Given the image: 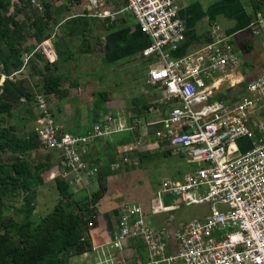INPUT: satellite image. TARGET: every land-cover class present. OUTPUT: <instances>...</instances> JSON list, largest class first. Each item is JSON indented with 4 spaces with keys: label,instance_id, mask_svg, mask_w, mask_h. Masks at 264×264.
<instances>
[{
    "label": "built area",
    "instance_id": "obj_1",
    "mask_svg": "<svg viewBox=\"0 0 264 264\" xmlns=\"http://www.w3.org/2000/svg\"><path fill=\"white\" fill-rule=\"evenodd\" d=\"M123 1V8L108 16L128 14L147 38L140 52L150 62L146 83L158 90V104L167 107L163 117L149 123L157 126L151 134L153 145L166 147L191 167L180 180L161 181L153 200L158 208L165 197L177 199L176 207L204 206L208 213L169 233L164 226H153L140 206L125 203L103 245L107 249L95 264H128L123 249L131 240L146 253L145 260L136 259L135 264H264V66L253 80L236 89L238 82L230 79L240 61L231 36L214 28L207 44L172 58L183 41L184 27L177 16L182 0ZM88 2L95 7L97 0ZM31 3L41 10L39 3ZM36 51L35 46L31 53H24L17 72L0 74V93L3 81L15 80ZM221 92L233 93L215 98ZM32 103L38 147L60 155L59 177L69 188L84 189L97 174V168L84 158L90 143L132 129L106 116L90 133L68 134L54 124L41 93H33ZM142 145L137 139L125 146L121 151L125 157L110 164V170H118L121 164L137 165L127 156L138 153L134 151ZM170 241L174 249L167 252Z\"/></svg>",
    "mask_w": 264,
    "mask_h": 264
},
{
    "label": "crops",
    "instance_id": "obj_2",
    "mask_svg": "<svg viewBox=\"0 0 264 264\" xmlns=\"http://www.w3.org/2000/svg\"><path fill=\"white\" fill-rule=\"evenodd\" d=\"M182 2L177 16L184 27L183 41L171 54L172 58L197 51L209 42L211 31L216 28L221 35L231 36L239 56L240 65L230 79L232 83L238 82L234 88L238 89L245 82L253 80L264 66V0ZM123 6V0H97L95 7L88 0H81L70 7V16L59 22V33L42 44L46 53L42 55L44 60L50 64V70L60 76L59 95L47 97L46 102L54 124L62 132L85 135L90 133L93 125L103 123L106 116L118 118L127 127H132L110 138L97 139L86 148L84 158L97 168L95 179L86 188L91 186L94 193L100 184H104L105 191L93 208L95 225L88 231L91 251L71 258L69 264H95L102 257L101 252L107 249L103 245L115 230L118 210L125 203L140 206L153 226H164L169 233L186 221L208 213L207 207L195 206V216L191 217L184 210L192 207H176V203L170 204L169 198L164 197L161 208H158L153 200L161 181L180 180L189 168L181 175L176 170L171 178H160L154 190L149 187L151 185L146 177L145 180H137L139 171L137 168L131 169V164H121L115 171L109 168L110 164L125 157L121 155L123 148L135 144L137 139L143 145L134 152L148 153L147 159L139 162L137 153L127 157L132 163L138 162L142 169L160 166L166 174L169 165L175 159H180L166 147L153 145L151 134L157 126H150L149 123L163 117L167 107L158 104V90L146 83L150 62L142 59L140 52L148 44L147 38L134 21L133 25L127 23L128 19H133L126 13H119L113 18L108 16L120 11ZM22 73L15 79H22ZM37 88L40 91V85ZM228 92H221L215 98L233 93ZM22 104L21 114V109L17 107L12 111V119L19 117L20 121V124L19 121L10 123L16 130H21L31 120L35 126L37 118L33 103ZM24 134L21 132L18 135ZM127 136L130 137L128 142L122 144L121 141ZM43 152H50L48 172L57 167L53 172H57L58 177L62 170L60 155L55 151ZM130 174L132 182L128 178ZM173 249L174 244L170 241L167 252ZM123 254L128 264H135L136 259L143 262L146 258L143 247L133 240L127 242Z\"/></svg>",
    "mask_w": 264,
    "mask_h": 264
},
{
    "label": "trees",
    "instance_id": "obj_3",
    "mask_svg": "<svg viewBox=\"0 0 264 264\" xmlns=\"http://www.w3.org/2000/svg\"><path fill=\"white\" fill-rule=\"evenodd\" d=\"M80 1L38 0L42 12L35 15L31 0H17L12 6L9 0H0V74L8 76L17 72L22 54L31 53L36 44L50 39L52 23L58 24L70 16V7ZM9 6L11 12L5 13ZM19 16L23 17L21 21L17 19ZM27 38L35 44L24 45ZM28 65L32 75L41 78L40 93L45 100L58 96L60 76L50 70L43 56L33 52ZM32 97L33 93L18 79H5L1 85L0 264H69L71 258L91 251L88 231L95 225L91 217L105 187L100 184L96 192L74 200L68 185L55 176L52 184L57 199L49 211L33 220L29 205L34 201L36 188L43 184L41 175L48 171L50 159L45 157L30 164L25 158L39 148L35 133L30 130L19 136L14 125L4 124V120L12 118L19 99L29 104ZM129 138L121 143H127ZM148 155L137 153L138 161H144Z\"/></svg>",
    "mask_w": 264,
    "mask_h": 264
},
{
    "label": "rangeland",
    "instance_id": "obj_4",
    "mask_svg": "<svg viewBox=\"0 0 264 264\" xmlns=\"http://www.w3.org/2000/svg\"><path fill=\"white\" fill-rule=\"evenodd\" d=\"M11 3V6L13 3H17V0H9ZM35 3H39L38 0H35ZM31 8L34 11L35 15H39L42 12V8L41 10H37L34 7V4H32L30 2ZM56 5H58V3L56 2ZM9 6V8L7 9V11L5 13H10L12 10V7ZM42 7V6H41ZM71 12V11H70ZM128 15V14H127ZM121 16H123V14H121ZM62 18V17H61ZM18 21H21L23 19L22 16L17 17ZM25 24L28 23V21L24 20ZM128 24H132L133 25V20L128 19L127 21ZM59 23L55 24V22L52 23V30H51V37L53 38V36L59 31L57 28H59ZM34 41L33 39L27 38L25 40V44L24 45H33ZM35 44V43H34ZM40 44V43H39ZM39 44H36V48H37V53L41 54L42 51L45 50V47H43V50H40V46ZM24 54H22L21 56V60L23 58ZM76 58V57H75ZM26 70V69H25ZM24 70V73H22L23 75L21 77H23L22 79H20L21 82H23L24 87L28 88L30 91H32L33 93H40L39 88H37L40 83H41V79L39 77H36L34 75H32V70L30 68L27 69V71ZM97 74V73H96ZM23 102L17 103L14 107H17V109H21L19 112L21 114V111H23ZM29 107V106H27ZM29 109V108H28ZM12 119V118H11ZM4 120V124H10V123H15L17 121H19V117H17L13 120ZM20 124V121H19ZM34 126V121L31 120L28 125H23V128L21 130H17L18 134H21V132L26 133V131L32 130ZM45 157H50V152H43L41 150L38 151H34L31 152L27 155V157L25 158L26 160L29 161L30 164H34L37 161L42 160ZM173 161V160H172ZM136 167H131L132 168H137V170L139 171V175L136 176L137 180L139 181L140 179L145 180V177L147 178V181L149 182V184L151 186H149L151 189H155L157 186V181L160 178H171L172 174L174 171H178L179 175H181L183 172L187 171L188 168L190 169L191 167L186 165L181 159H175V161H173V164L169 165V169L166 172V174H164V172L162 171V168L160 166H157L155 168L152 169H142L141 165L138 164L135 165ZM58 168L56 167L54 170H57ZM54 170H52L50 173L48 171L44 172L41 176L43 177V180L45 181V183H43L41 186H39L38 188H36L35 190V195H34V201L32 202L31 205L32 208L30 207V211H32L33 213V220H38L39 216H42L44 213H46L47 211H49L52 207V205L54 204V202L57 199V193L54 189V186L52 184V179L53 177H57V172H53ZM140 170H144V172L140 173ZM51 177V178H50ZM129 180L131 181V174L128 176ZM95 179V178H94ZM92 181V180H91ZM91 181L88 183V185L91 183ZM132 182V181H131ZM94 186H96V183H94ZM158 187V186H157ZM87 191V193H85V191ZM69 191L71 192V194L73 195L72 198L74 200H77V195L80 197L85 196L86 194L90 195L93 190L92 187H88L86 189H83V187H72L69 188ZM84 191V192H83ZM83 192V193H82ZM78 198V199H79ZM169 203L170 204H177L178 200L177 199H169ZM185 214L190 215L191 217L195 216L194 212L195 209L189 208L187 210H184ZM199 212H196V214ZM190 218V217H189Z\"/></svg>",
    "mask_w": 264,
    "mask_h": 264
}]
</instances>
